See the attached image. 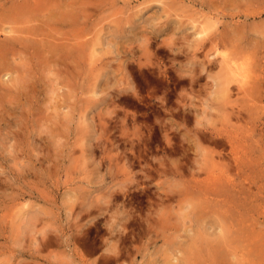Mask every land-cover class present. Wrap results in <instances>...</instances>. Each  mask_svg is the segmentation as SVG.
<instances>
[{
  "label": "rangeland",
  "instance_id": "obj_1",
  "mask_svg": "<svg viewBox=\"0 0 264 264\" xmlns=\"http://www.w3.org/2000/svg\"><path fill=\"white\" fill-rule=\"evenodd\" d=\"M25 1L23 22L0 4L2 264H223L212 251L223 213L264 237V0H82L72 25L30 11L45 22L19 43L10 30L28 29L38 2ZM226 70L255 99L237 81L219 93ZM258 234L252 262L264 264Z\"/></svg>",
  "mask_w": 264,
  "mask_h": 264
},
{
  "label": "bare ground",
  "instance_id": "obj_2",
  "mask_svg": "<svg viewBox=\"0 0 264 264\" xmlns=\"http://www.w3.org/2000/svg\"><path fill=\"white\" fill-rule=\"evenodd\" d=\"M6 1H10L12 4H11V6H8L9 7V9L8 10H11L10 11V13L11 14H9V16L11 15V16H15V13H17V11H19L20 12V10H21V7H26L27 8V6H25V5H27L26 4V2L27 1H25L24 3H25V5L24 6H22V5H19V3L20 2H22L21 0L19 1V0H0V4H3L4 2H6ZM18 1H19V3H18ZM34 1H37V0H34ZM43 1V0H42ZM50 0H48V3L47 4H45V5H42L41 6V1L39 2V0H38V2H39V4H37L36 2L34 3V4H30V3H33V2H29V4H28V8H29V5H34V7L33 6H31L30 7V9H28L27 11L28 12H26V8H25V14L24 15H27V13L29 14V15H27V17H29V19H31L32 21L34 20L33 19V16L32 17H30L31 16V14L33 13V12H35V14L33 13V15H34V17H35V15H37L36 17H38L39 16V14L42 12H40V9L41 10H44L45 9V11H47L48 9V15L47 16H44L45 14H47V12H44L43 11V13H45V14H43V15H41V16H39V17H41L42 18V16H43V19H44V17H47V19L50 17V19H48L47 21H48V23L49 22H51V21H54L55 20V18H57L56 16H63V17H61L62 19H61V22L60 23H62V22H67L68 21V17L70 18L71 17V15L73 16L74 14L76 15V14H78V12H81V11H83L84 10V5L82 4V3H85V2H82V0H74L73 2H67L66 0H63V3H62V0H61V2H60V0H54V1H50ZM84 1V0H83ZM88 1V0H87ZM86 1V2H87ZM93 1V0H92ZM101 1V0H100ZM45 2V1H44ZM82 2V3H81ZM90 2V1H89ZM96 2H98V0L96 1ZM23 3V2H22ZM22 3H20V4H22ZM99 3V2H98ZM44 4V3H43ZM94 5L96 4V3H93ZM93 4H91L92 6H90V7H93ZM40 5V6H39ZM3 6V5H2ZM6 6V5H5ZM21 6V7H20ZM39 6V7H38ZM86 6V5H85ZM96 6V5H95ZM7 7V8H8ZM88 7V6H87ZM87 7H86V9H87ZM89 7V8H90ZM43 8V9H42ZM95 8V7H94ZM6 9V8H5ZM20 9V10H19ZM38 9H39V14L37 13L38 12ZM93 9V8H92ZM1 10V9H0ZM3 10H4V8H3ZM7 10V11H8ZM24 10V9H23ZM2 11V10H1ZM6 11V13H9V11L7 12ZM22 11V10H21ZM30 11L32 12V13H30ZM88 11V10H87ZM12 12H14L13 13V15H12ZM90 12V11H89ZM2 13H3V11H2ZM22 13H24V11H22ZM37 13V14H36ZM49 13H50V15H49ZM74 13V14H73ZM18 14V13H17ZM42 14V13H41ZM84 14L86 15V11H84ZM88 14V13H87ZM21 15V13L20 14H18V17H17V15H16V17H15V19L16 18H18V19H20V16ZM81 15V14H80ZM0 16H2V15H0ZM5 15L3 14V16L2 17H4ZM49 16V17H48ZM2 17H1V19H2ZM35 17V18H36ZM75 17V16H74ZM73 17V18H74ZM22 18V17H21ZM41 18H39L38 19V22L37 23H39V20L41 19ZM76 18V17H75ZM83 18V17H82ZM23 20H25V18H22ZM27 19V18H26ZM43 19H41V21H43V22H45ZM53 19V20H52ZM79 19V18H78ZM84 19V18H83ZM82 19V20H83ZM28 20V19H27ZM57 20H59V18L57 19ZM1 21V20H0ZM13 21V20H12ZM20 21H22L21 19H20ZM30 21V20H29ZM32 21H30V22H32ZM35 22L37 21V20H34ZM32 22V24L30 23V22H28V23H30L31 24V26L30 25H28L29 27H28V29L27 28H25V30L24 29H22L23 27H14V26H12V28H11V32L13 31V32H17V35H14L13 33V35L14 36H17V37H14L16 40L17 39H22V37H24L23 35H21V34H28L27 36H25V38L27 39V40H31V38H33V34L35 33L34 31H32V30H29V29H33V28H31V27H35V26H37L36 24L37 23H35V22ZM40 21V22H41ZM56 21V20H55ZM54 21V22H55ZM2 22V21H1ZM0 22V23H1ZM6 22V21H5ZM8 22V21H7ZM17 22H19V21H17ZM23 22V21H22ZM69 23H70V25H72L71 23H72V21H68ZM15 23V22H14ZM21 23V22H20ZM35 23V24H34ZM59 23V22H58ZM83 23V22H82ZM81 23V24H82ZM120 23V22H119ZM4 24V25H3ZM2 25L4 26V29H5V26L7 25V24H5V23H3ZM10 24H12V23H10ZM25 23H23V25H24ZM42 24V25H41ZM39 23V26L41 25V26H43V23ZM45 25H46V23H44ZM17 25H19L18 23H17ZM32 25H35V26H32ZM85 25V24H84ZM121 25V24H120ZM16 26V25H15ZM20 26V25H19ZM26 26V25H25ZM49 25H47V27H48ZM14 27V28H13ZM46 27V28H47ZM70 27V26H69ZM9 28V27H8ZM43 28H45V27H43ZM45 28V29H46ZM50 28L52 29V27L50 26ZM60 28V27H59ZM65 28V27H64ZM73 28V27H72ZM81 28V27H80ZM79 28V29H80ZM7 29V28H6ZM10 29V28H9ZM8 29V30H9ZM27 29V30H26ZM36 29V32H37V29H39V27H36L35 28ZM49 29V28H48ZM63 29V28H62ZM68 29H70V28H68ZM75 29V27L73 28V30ZM86 29H88V28H86ZM0 30H1V28H0ZM34 30V29H33ZM39 30H41V28L39 29ZM2 32H3V30H1ZM5 31V33H9V31L8 32H6V30H4ZM31 31L33 32V33H31ZM51 30H48V33H51L50 32ZM11 32H10V36H11ZM24 32H27V33H24ZM39 32V31H38ZM37 32V33H38ZM54 32V31H53ZM52 32V33H53ZM71 32V31H70ZM74 32H75V30H74ZM78 32V31H77ZM4 33V32H3ZM21 33V34H20ZM60 33V32H59ZM66 33V32H65ZM200 33H203V35H205V34H207L208 33V30L207 29H201L200 30ZM31 36H30V35ZM38 34H41V32H39ZM54 34V33H53ZM55 34L57 35V33L55 32ZM61 34H64V32L63 33H61ZM61 34H60V36H61ZM68 34V33H67ZM70 34H72V33H70ZM75 34H78V33H74L73 34V37H74V35ZM4 35V34H3ZM6 35V34H5ZM8 35V34H7ZM8 35V36H9ZM37 35V34H36ZM42 35H43V33H42ZM48 35H50V38H51V34H48ZM55 35V36H56ZM59 35V34H58ZM65 35V34H64ZM63 35V36H64ZM80 34H78V36H79ZM82 35H84L85 37H86V35L85 34H82L81 33V35L80 36H82ZM67 36H69V35H67ZM77 36V35H76ZM78 36H77V38H78ZM46 37H47V35H46ZM46 37H44V39L46 38ZM62 37V36H61ZM83 37V36H82ZM82 37H81V39H82ZM1 38V37H0ZM8 38V37H7ZM10 38H12V36L10 37ZM64 38V37H63ZM62 38V39H63ZM80 38V37H79ZM2 39V38H1ZM34 39L36 40V37H34ZM37 39H38V37H37ZM40 39H42V40H40V43L42 44V45H44L45 44V42H44V40H43V37H40ZM52 39V38H51ZM68 39V38H67ZM66 38H65V40H67ZM83 39H85V38H83ZM47 42L49 41L47 38L45 39ZM13 41H14V39H13ZM17 41H19V43H20V40H17ZM32 41H33V39H32ZM61 41V40H60ZM68 41V40H67ZM67 41H66V43H67ZM70 41H72V40H69L68 42L70 43ZM75 41V40H74ZM85 40H83V42H84ZM15 42V41H14ZM30 41H28V44L30 45V43H29ZM34 42V41H33ZM36 43L37 42H39L38 40H36L35 41ZM43 42H44V44H43ZM46 42V43H47ZM55 42V41H54ZM90 42V41H89ZM1 43H3V41L1 42ZM49 43V42H48ZM47 43V44H48ZM50 43H52V42H50ZM50 43H49V47L52 45H50ZM68 43V44H69ZM78 43V42H77ZM77 43H73V41H72V43H70V44H75L76 46H78L77 45ZM80 43H81V41H80ZM85 43H88V42H85ZM8 44V43H7ZM56 44H58L57 42H56ZM59 44H61L62 45V43H59ZM70 44H69V46H70ZM89 44V43H88ZM38 45V48H39V46H41L40 44H36V45H32V47L33 46H37ZM86 45V44H85ZM44 46H46V45H44ZM43 46V47H44ZM65 46V45H64ZM73 46V45H72ZM72 46H70L71 48H72ZM76 46H75V48H76ZM84 46V45H83ZM82 46V47H83ZM90 46V45H89ZM1 48H0V51L2 50V48L4 47L3 45H1L0 46ZM18 47V46H17ZM42 47V46H41ZM42 47V50H44V52L46 51L45 50V48H43ZM49 47H48V49H47V51H49V50H52V49H49ZM53 48L55 47V46H52ZM52 47H50V48H52ZM37 48V47H36ZM35 48V49H36ZM47 48V47H46ZM65 47H63V49H64ZM69 48V47H68ZM5 49H6V47H5ZM5 49H3V55H4V50ZM11 49H12V47H11ZM17 49V48H16ZM41 49V48H40ZM40 49H37V50H39L40 52L42 51V50H40ZM65 49H67V48H65ZM9 50V49H8ZM18 50V49H17ZM34 50V49H33ZM33 50H32V52H33ZM69 50V49H68ZM6 52H7V49L5 50ZM29 51V50H28ZM37 52V51H35L34 50V53L36 54V56H37V54L39 53L40 54V52ZM46 51V52H47ZM80 51V50H79ZM82 51V50H81ZM19 52V51H18ZM23 52V51H22ZM30 52V51H29ZM52 52H53V50H52ZM51 52V53H52ZM55 52H56V47H55ZM71 52H72V49H71ZM77 52V51H76ZM49 54H50V51L48 52ZM48 53H46L45 55H48ZM57 53V52H56ZM75 53V52H74ZM80 53V52H79ZM83 53V52H82ZM82 53H80V55L82 54ZM0 54H1V52H0ZM12 55H15L13 52L11 53ZM10 54V55H11ZM19 54H21L20 52H19ZM42 54H43V52H42ZM59 54V53H58ZM58 54H56V56L58 55ZM69 54V53H68ZM71 54V53H70ZM3 55H0V56H3ZM52 55H55L54 53H52L51 54V56ZM9 56V55H8ZM21 56V55H20ZM23 56V55H22ZM22 56H21V59H22ZM26 56V55H25ZM35 56V55H34ZM50 56V57H51ZM64 56V55H63ZM67 56V55H66ZM79 56V55H78ZM5 57H7V54H6V56ZM26 57H28V55L26 56ZM31 57H33V56H31ZM38 57V56H37ZM49 57V56H48ZM81 57H82V55H81ZM24 58V57H23ZM44 58H45V56H44ZM51 58H54V56H52ZM58 58V57H57ZM79 58H80V56H79ZM3 60L4 58H0V60ZM6 59V58H5ZM8 59H10V58H7V60ZM31 59H34V58H30V60ZM49 59V58H48ZM60 59V58H59ZM62 59V58H61ZM70 59V58H69ZM7 60H5V63H6V61ZM34 60H36V59H34ZM50 60V59H49ZM48 60V61H49ZM63 60V59H62ZM14 61V60H13ZM39 61V60H38ZM37 61V62H38ZM51 61V60H50ZM3 63V61H0V63ZM20 63H21V61H19ZM23 62H24V60H23ZM22 62V63H23ZM41 61H39V63H40ZM102 62V61H101ZM17 63V62H16ZM15 63V64H16ZM28 63V62H27ZM32 63V62H31ZM34 64H35V62H33ZM78 63V62H77ZM104 63V62H103ZM4 64V63H3ZM26 64V62H24V64L23 65H25ZM33 64V65H34ZM41 64V63H40ZM40 64H38L39 66H40ZM222 64H224V66H223V68L225 67V68H228L229 67V62H228V60H227V57H226V54H222ZM0 65H2V64H0ZM14 65V63H12V66ZM27 65H30V63H28ZM27 65H25L26 66V68H27ZM7 66V67H6ZM11 66V67H12ZM16 66V65H15ZM14 66V67H15ZM25 66L23 67V68H25ZM35 66V65H34ZM38 66V69L39 68H42V67H39ZM45 66V65H44ZM47 67H48V65H46ZM50 66V65H49ZM101 66V65H100ZM2 67H4V70H5V67L6 68H8L9 67V63L8 64H5V66L4 65H2ZM30 67H31V65H30ZM46 67V68H47ZM102 67V66H101ZM104 67V66H103ZM16 68L17 69H19V67L18 66H16ZM32 68V67H31ZM97 68H99V67H97ZM0 69H2L3 70V68H0ZM8 69H10V68H8ZM34 69H36V68H34ZM43 69V68H42ZM50 69V68H49ZM11 70H14V68L12 69L11 68ZM20 70L21 69H19V72H20ZM25 70V69H24ZM17 71V70H16ZM97 71H98V69H97ZM228 73H233V76L234 77H226L225 76V79L227 78V85H224L223 87V89H220V92L219 93H224L225 95H228V94H230L229 92H228V90L230 89V87L228 86V83L229 82H233V81H237L238 82V84H237V86L236 87H238V89L240 90L239 91V94L240 93H244V94H247L248 96H250V97H252V98H254L255 99V96H256V93H254L255 92V90H256V88H252V90L249 92L247 89H246V87L244 88V86L245 85H249V83H250V80H248V78L246 79V77L244 76V75H242L241 73H238L237 71H234V70H232V71H230L229 72V70H226ZM18 72V71H17ZM16 73V74H21V72L20 73ZM24 72V71H23ZM41 72V71H40ZM49 72V71H48ZM98 72H100V71H98ZM42 73V72H41ZM26 75H28L27 73H25ZM32 74V73H31ZM97 74V73H96ZM241 75V76H240ZM19 76V75H18ZM29 76V75H28ZM37 76V75H36ZM36 76L35 77H32V78H36ZM41 77H43V74L42 75H40ZM44 76H45V74H44ZM97 76V75H96ZM247 77H248V75H246ZM22 77V78H21ZM19 76V78L17 77L16 79H14V82L16 83H18V81H19V83L18 84H20L21 83V80L22 79H24L25 77H23V75L22 76ZM40 77V78H41ZM250 77H251V75H250ZM15 78V77H14ZM46 78V77H45ZM217 78H220V77H217ZM223 78V77H222ZM42 79V78H41ZM221 79V78H220ZM251 79H253V77H251ZM32 80H34V79H32ZM223 80H224V78L223 79H221V82H222V84H223ZM24 81H27L26 80V78H25V80H23V82ZM217 81H220V80H218L217 79ZM14 82H13V84H14ZM36 82V81H35ZM16 83V84H17ZM30 83V82H29ZM33 83H34V81H33ZM218 83H220V82H218ZM224 83H225V81H224ZM24 84H25V82H24ZM245 84V85H244ZM23 85V84H22ZM29 85V84H28ZM31 85V84H30ZM35 84H33V86H34ZM24 87L26 86V85H23ZM37 86V85H36ZM219 86V85H218ZM221 86V85H220ZM219 86V87H220ZM17 88H18V86H16ZM27 87V86H26ZM29 88V87H28ZM31 88V87H30ZM221 88V87H220ZM15 89V88H14ZM13 89V90H14ZM39 89V88H38ZM18 90V89H17ZM230 91V90H229ZM256 91H258V90H256ZM14 92H15V90H14ZM249 92V93H248ZM1 93H2V91H1ZM0 93V94H1ZM5 94H7V93H4V95ZM47 94V93H46ZM4 95H3V97H4ZM217 95H219V96H221L220 94H217ZM16 96V95H15ZM15 96H13V97H15ZM1 97H2V94H1ZM225 97V96H224ZM222 98H223V96H222ZM220 99H221V97H220ZM62 100V99H61ZM60 100V101H61ZM63 100H65V99H63ZM251 100V99H250ZM59 101V100H58ZM57 101V102H58ZM59 101V102H60ZM228 101V100H227ZM66 104V103H65ZM60 105V104H59ZM54 107V106H53ZM54 110H56L55 108H53ZM68 113L67 114H69L70 112L69 111H67ZM232 113L234 114L235 112H233V111H231V112H229L228 114H229V116H232ZM66 114V115H67ZM228 117V116H227ZM51 128H54V127H52L51 126ZM217 134H221L222 132L220 131V132H216ZM229 136V135H228ZM232 138L233 137H230V138H228V141L230 142V144H231V151H232V153H237L236 152V150H235V143H234V141H232ZM243 147V146H242ZM238 150V149H237ZM246 152V151H245ZM239 154V153H238ZM240 157V156H239ZM235 162H237V161H235ZM244 163V162H243ZM236 165V164H235ZM238 165V164H237ZM223 166V164H220L218 167H222ZM237 167V166H236ZM240 166H238L237 167V169L239 168ZM247 168V167H246ZM223 169V168H222ZM229 170V169H228ZM219 171V170H218ZM222 171V170H221ZM220 172V171H219ZM218 178V177H217ZM226 178V177H225ZM231 179V178H230ZM234 180V179H233ZM224 184V183H223ZM220 191H222V190H220ZM216 193H218V192H216ZM221 192H219V194H220ZM223 194V193H222ZM221 195V194H220ZM222 198V197H221ZM224 198V197H223ZM221 199H216V202L217 203H219L221 206H226V203H224L225 202V200L224 199H222L223 201H220ZM224 204H223V203ZM228 202V201H227ZM233 203V202H232ZM230 204V203H229ZM236 205V204H235ZM228 207L224 210V212H226L227 210H229V211H231L230 210V208H229V205H227ZM225 208V207H224ZM231 213H232V211H231ZM233 213H234V211H233ZM206 213L204 212V215H205ZM234 216L235 217H233V216H231L230 214H226V213H223V215H220V217L217 219L218 220V223L217 224H219V232H218V239L216 240V242H215V249H214V245H212L213 247H212V249H214V250H212L213 252H214V254L215 255H213V256H215V257H217V259H220V258H222V259H224V262H225V264H253V259L259 254V249H257L256 247H257V242H258V238H260V237H258L257 238V234H258V232L259 233H261L260 234V236L262 237V238H264L263 237V233L261 232V231H258V229H257V234H256V232H255V230H256V228H254L253 226H255L253 223L251 224V225H253L250 229H249V231H248V227H247V225L249 224V223H246L245 224V222L243 223V221L245 220L244 219V217L241 215V214H236V213H234ZM32 217V216H31ZM241 217H243V219L244 220H240L239 218H241ZM237 219H239V220H237ZM247 221V220H246ZM216 224V225H217ZM249 224V226H251ZM252 228H254V232H253V229ZM250 230H252V231H250ZM259 235V234H258ZM261 238V242H263V240L264 239H262ZM207 241H209V240H207ZM260 241V240H259ZM199 242V241H198ZM260 242V243H261ZM208 244V243H207ZM262 244V243H261ZM261 244H258V246H260ZM210 245V244H209ZM211 246V245H210ZM256 246V247H255ZM262 246V245H261ZM260 246V247H261ZM259 247V248H260ZM264 247V246H263ZM262 247V248H263ZM208 248V247H207ZM203 249V248H202ZM206 249V248H205ZM194 250V249H193ZM197 250V249H196ZM261 250V249H260ZM205 252H209V250L207 251V250H205ZM213 252H212V254H213ZM193 253V252H192ZM261 254H262V251L260 252ZM196 254H197V252H195V255H194V258H196ZM208 255H209V253H208ZM254 257V258H253ZM210 258H211V256H210ZM215 259V258H214ZM213 259V260H214ZM221 259V261H223ZM213 260L212 259H210V261H208L209 263H211V264H216L217 262H213ZM109 261V260H108ZM196 261H197V259H196ZM212 261V262H211ZM224 262H223V264H224ZM208 263V264H209ZM193 264H200V262L199 261H197V262H195V263H193Z\"/></svg>",
  "mask_w": 264,
  "mask_h": 264
},
{
  "label": "clouds",
  "instance_id": "obj_3",
  "mask_svg": "<svg viewBox=\"0 0 264 264\" xmlns=\"http://www.w3.org/2000/svg\"><path fill=\"white\" fill-rule=\"evenodd\" d=\"M0 264H2V260H0Z\"/></svg>",
  "mask_w": 264,
  "mask_h": 264
}]
</instances>
